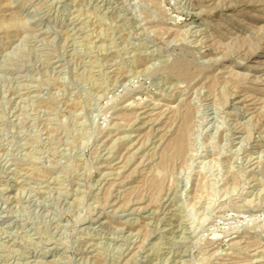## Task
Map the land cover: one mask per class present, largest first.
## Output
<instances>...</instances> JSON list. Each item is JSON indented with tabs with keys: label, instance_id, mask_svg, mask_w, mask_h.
Wrapping results in <instances>:
<instances>
[{
	"label": "rangeland",
	"instance_id": "obj_1",
	"mask_svg": "<svg viewBox=\"0 0 264 264\" xmlns=\"http://www.w3.org/2000/svg\"><path fill=\"white\" fill-rule=\"evenodd\" d=\"M0 264H264V0H0Z\"/></svg>",
	"mask_w": 264,
	"mask_h": 264
}]
</instances>
